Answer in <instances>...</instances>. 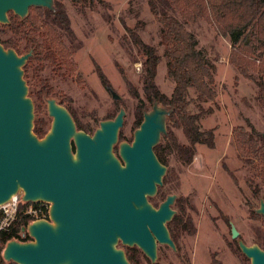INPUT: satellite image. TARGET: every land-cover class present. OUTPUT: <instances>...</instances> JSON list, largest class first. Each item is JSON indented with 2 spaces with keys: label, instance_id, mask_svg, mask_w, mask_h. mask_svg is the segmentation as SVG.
<instances>
[{
  "label": "rangeland",
  "instance_id": "obj_1",
  "mask_svg": "<svg viewBox=\"0 0 264 264\" xmlns=\"http://www.w3.org/2000/svg\"><path fill=\"white\" fill-rule=\"evenodd\" d=\"M61 1L73 30L72 34L61 30L72 50V66L44 62L40 76L48 79L54 89L52 97L59 103L61 99L65 100L60 104L69 107L82 123L93 125L90 134L102 120L113 119L124 107L126 116L120 130L123 136L120 142H132L135 130L143 121L139 107L146 112L152 106L143 108L141 105L145 99L141 79L143 55L132 41L128 28L160 54L155 78L160 91L170 96L175 87L174 78L168 74L162 43L163 26L152 12L151 0H95L84 6L76 5L72 0ZM187 28L194 33L198 49L204 52L214 68L218 92L215 101L199 100L193 88L188 98L192 114L203 112L199 124L202 130L212 132L213 145L208 142L197 144L190 163L180 160L176 153H170L165 180L153 196L152 203L159 206L167 195H177L173 208L183 212L188 223L182 232L176 233L177 250L159 244L155 262L144 258L137 249L133 252L139 259L138 264H252L232 238L230 222L236 225L240 237L248 245L262 247L258 238L264 236V217L256 210L264 199V185L257 176L259 160L252 156L244 159L239 154L234 130L242 127L263 144L264 91L259 83H264V77L256 72L252 79L243 76L230 63L232 43L229 37L218 34L205 19L187 24ZM21 46L23 49V42ZM100 72L121 95L120 100L112 97ZM30 82L29 95L36 106V99L30 92L37 85L34 78ZM37 115L35 109V119ZM39 115L52 123L47 102ZM173 130L181 143H189L183 128L174 127ZM19 192L24 194L22 189ZM122 245L119 244L124 248Z\"/></svg>",
  "mask_w": 264,
  "mask_h": 264
},
{
  "label": "water",
  "instance_id": "obj_2",
  "mask_svg": "<svg viewBox=\"0 0 264 264\" xmlns=\"http://www.w3.org/2000/svg\"><path fill=\"white\" fill-rule=\"evenodd\" d=\"M32 6L53 8L54 0H0V23H10V11L24 18ZM31 55L0 43V204L22 189L26 202L51 203L50 220L28 225L32 240H9L4 259L18 264H130L120 243L139 247L152 262L159 244L176 249L167 224L177 195H167L159 206L149 199L168 170L154 148L167 132L171 110L155 102L134 140L120 142L124 107L90 134L78 129L70 110L50 97L51 127L39 137L24 77ZM108 89L115 100L121 99ZM256 212L264 216V199ZM232 231L238 237L234 224ZM238 242L252 264H264L262 247Z\"/></svg>",
  "mask_w": 264,
  "mask_h": 264
},
{
  "label": "trees",
  "instance_id": "obj_3",
  "mask_svg": "<svg viewBox=\"0 0 264 264\" xmlns=\"http://www.w3.org/2000/svg\"><path fill=\"white\" fill-rule=\"evenodd\" d=\"M72 1L76 5L84 6L95 0ZM150 6L153 14L163 26L162 43L165 46L168 74L174 78L175 87L170 96L160 91L155 82L161 60L160 54L154 46L146 43L138 33L127 27L132 41L143 55L141 79L146 100L143 99L141 105L143 108L150 105L153 107L154 103L158 102L171 110L167 120V132L162 135V141L154 148L160 161L169 165L168 155L174 152L180 160L190 163L196 154L197 144L208 142L213 145L212 132L202 130L199 124L203 112L192 114L189 111L190 90L195 89L201 101H215L218 92L215 87L216 78L213 65L204 52L198 49V40L187 28V24L195 23L200 19L208 21L218 34L229 37L232 43L230 63L246 78H254V72L264 77V0H151ZM8 15L10 23L0 24V43L5 47L14 48L19 54L32 51V55L24 66V77L28 85L31 84V78L36 81L35 90L30 92L37 102L36 112L38 110L34 132L39 137H44L51 124L39 115V111L46 102V97H52L55 92L49 85L48 79L41 77L40 73L44 62L72 66L70 60L72 50L63 38V32L73 33L70 18L61 0H54L53 8L32 6L29 14L24 18L13 11H10ZM22 42L24 43L23 49H21ZM100 77L107 88L111 87L102 72H100ZM259 84L264 91V83ZM64 102L65 100L61 99L60 103ZM68 109L78 129L86 132L93 129L91 123H82L69 107ZM138 112L141 115L140 118L144 119L145 112L141 107ZM174 127L184 129L189 139L188 144L178 140L173 130ZM234 131L239 154L244 159L252 156L259 160L256 171L264 185V142L259 143L257 138H253L242 127ZM121 138L123 136L120 131V140ZM115 151L118 153V146L115 147ZM149 199L153 202L155 197H149ZM180 208L183 210V207ZM30 221V218L22 215L15 222L12 231H5L0 235V264H18L14 261H6L3 257V250L11 239L15 238L20 241L33 239L27 231ZM182 224L185 226L183 212L171 220L168 226L172 232V226ZM21 232L23 235L20 234ZM258 242L264 248V236H260ZM122 246L130 264H138L139 259L134 254V249L139 250L144 258L151 261L139 247Z\"/></svg>",
  "mask_w": 264,
  "mask_h": 264
},
{
  "label": "built area",
  "instance_id": "obj_4",
  "mask_svg": "<svg viewBox=\"0 0 264 264\" xmlns=\"http://www.w3.org/2000/svg\"><path fill=\"white\" fill-rule=\"evenodd\" d=\"M50 208L51 203L49 201L26 202L23 200V195L18 192L7 202L0 204V235L5 231H12L15 222L22 215L30 218V223L39 219L50 220ZM20 234L23 235L22 232Z\"/></svg>",
  "mask_w": 264,
  "mask_h": 264
},
{
  "label": "flooded vegetation",
  "instance_id": "obj_5",
  "mask_svg": "<svg viewBox=\"0 0 264 264\" xmlns=\"http://www.w3.org/2000/svg\"><path fill=\"white\" fill-rule=\"evenodd\" d=\"M175 209V214H174V217H173V219L177 216V215H180V212H179V209H177V208H174ZM263 216V215H262ZM264 217V216H263ZM172 219V220H173ZM169 223V222H168ZM234 223L233 222H230V225H231V235H232V238L234 239V240H236V242H237V244H238V247L240 248V246H239V239H242L241 237H240V232H239V235H238V237H233V231H232V225H233ZM168 225V224H167ZM187 225H188V223H187V220H186V218H185V226H184V224H182V225H176V226H174V229H175V227H176V229L174 230V229H172V232L170 231V228H169V226H168V229H169V231H170V234H171V237H172V239L174 240V242H175V244H176V241H175V239H176V233H180V232H182V230L183 229H185L186 227H187ZM235 225V224H234ZM235 227H236V225H235ZM237 228V227H236ZM238 230V229H237ZM243 240V239H242ZM245 242V241H244ZM169 246V245H168ZM172 248V247H171ZM173 249V248H172ZM174 251H176L177 250V244H176V249H173ZM241 250V249H240ZM243 253V252H242ZM244 254V253H243Z\"/></svg>",
  "mask_w": 264,
  "mask_h": 264
}]
</instances>
